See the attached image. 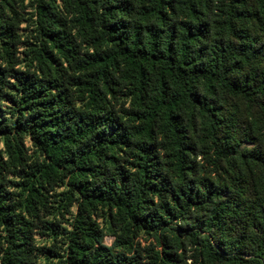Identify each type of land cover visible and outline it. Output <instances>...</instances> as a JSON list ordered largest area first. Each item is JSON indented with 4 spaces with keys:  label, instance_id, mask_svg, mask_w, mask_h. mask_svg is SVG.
Returning <instances> with one entry per match:
<instances>
[{
    "label": "trees",
    "instance_id": "1",
    "mask_svg": "<svg viewBox=\"0 0 264 264\" xmlns=\"http://www.w3.org/2000/svg\"><path fill=\"white\" fill-rule=\"evenodd\" d=\"M0 264H264V0H0Z\"/></svg>",
    "mask_w": 264,
    "mask_h": 264
},
{
    "label": "rangeland",
    "instance_id": "2",
    "mask_svg": "<svg viewBox=\"0 0 264 264\" xmlns=\"http://www.w3.org/2000/svg\"><path fill=\"white\" fill-rule=\"evenodd\" d=\"M105 241H106V243L111 244V242H112V238L107 237V238L105 239Z\"/></svg>",
    "mask_w": 264,
    "mask_h": 264
}]
</instances>
